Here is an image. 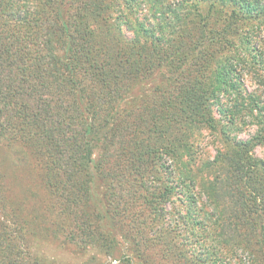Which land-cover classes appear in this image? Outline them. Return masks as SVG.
<instances>
[{"label":"trees","instance_id":"trees-1","mask_svg":"<svg viewBox=\"0 0 264 264\" xmlns=\"http://www.w3.org/2000/svg\"><path fill=\"white\" fill-rule=\"evenodd\" d=\"M257 148L264 0H0V264H61L47 240L97 264H264ZM21 149L32 211L6 183Z\"/></svg>","mask_w":264,"mask_h":264},{"label":"rangeland","instance_id":"rangeland-1","mask_svg":"<svg viewBox=\"0 0 264 264\" xmlns=\"http://www.w3.org/2000/svg\"><path fill=\"white\" fill-rule=\"evenodd\" d=\"M246 89L249 92L257 89V84L250 80L249 78L245 81ZM254 129L250 128L242 132L239 137L247 139ZM205 133V132H204ZM202 137L208 135L205 133ZM205 149L208 150L210 155L215 153V145L212 140L204 141ZM255 154L262 157L264 155V150L262 148H257ZM19 157L22 162L15 164V160ZM5 167L7 170L6 183L9 184L13 189V200L17 203H24V208L26 211H32L37 206L42 205L46 202L47 193L43 188L40 179V168L37 166L36 162L29 156L26 155L25 151L13 150L8 153ZM41 249L45 255L50 258L57 259L61 264H97L98 262L104 261L102 255H97V261L92 259V256H80L71 251L69 247L61 245L59 242H54L47 240V243H42ZM237 255L242 264H249V259L246 253L239 250ZM230 264H236L234 261Z\"/></svg>","mask_w":264,"mask_h":264}]
</instances>
